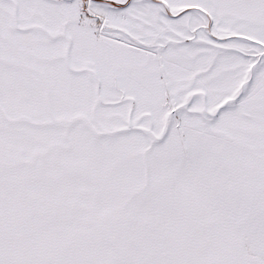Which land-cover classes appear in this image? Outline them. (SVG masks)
Listing matches in <instances>:
<instances>
[{
	"label": "snow or ice",
	"instance_id": "snow-or-ice-1",
	"mask_svg": "<svg viewBox=\"0 0 264 264\" xmlns=\"http://www.w3.org/2000/svg\"><path fill=\"white\" fill-rule=\"evenodd\" d=\"M0 264H264V0H0Z\"/></svg>",
	"mask_w": 264,
	"mask_h": 264
}]
</instances>
